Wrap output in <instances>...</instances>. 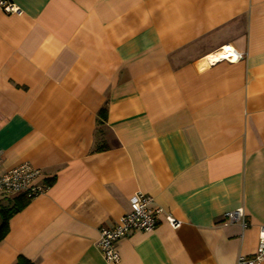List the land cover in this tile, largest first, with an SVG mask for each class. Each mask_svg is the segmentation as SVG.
Returning <instances> with one entry per match:
<instances>
[{
	"label": "crops",
	"instance_id": "crops-1",
	"mask_svg": "<svg viewBox=\"0 0 264 264\" xmlns=\"http://www.w3.org/2000/svg\"><path fill=\"white\" fill-rule=\"evenodd\" d=\"M13 1L21 14L0 8V162H30L47 189L9 219L0 264L252 256L264 226V0ZM226 46L244 57L211 58ZM137 191L181 224L160 214L107 262L99 230ZM237 208L246 228L224 223Z\"/></svg>",
	"mask_w": 264,
	"mask_h": 264
},
{
	"label": "built area",
	"instance_id": "built-area-1",
	"mask_svg": "<svg viewBox=\"0 0 264 264\" xmlns=\"http://www.w3.org/2000/svg\"><path fill=\"white\" fill-rule=\"evenodd\" d=\"M0 8L8 13L21 14L22 10L13 0H0ZM243 53L236 52L230 59H242ZM42 172L30 162H22L16 166L5 168L0 162V198L8 199L19 195H26L30 199L44 193L47 186L37 180ZM131 208L122 214L117 222L111 226H103L99 230L97 246L101 250L107 262H119L120 252L118 242L133 231H151L156 228L160 214H164L163 208L155 205L152 196L141 191L135 192L130 198ZM168 222L175 228L181 221L170 213H165ZM239 222L246 228L249 224L243 208H237L224 213V223ZM237 264H264V226L260 227L258 246L256 252L246 257L241 255Z\"/></svg>",
	"mask_w": 264,
	"mask_h": 264
},
{
	"label": "trees",
	"instance_id": "trees-1",
	"mask_svg": "<svg viewBox=\"0 0 264 264\" xmlns=\"http://www.w3.org/2000/svg\"><path fill=\"white\" fill-rule=\"evenodd\" d=\"M102 119H105L107 116L106 109L100 111ZM30 198L26 195L16 196L13 200V204L8 207L0 209L1 223H0V243L3 241L5 236L9 231V219L18 211L23 209L29 202ZM15 264H34L31 260L27 259L24 256H19Z\"/></svg>",
	"mask_w": 264,
	"mask_h": 264
},
{
	"label": "bare ground",
	"instance_id": "bare-ground-1",
	"mask_svg": "<svg viewBox=\"0 0 264 264\" xmlns=\"http://www.w3.org/2000/svg\"><path fill=\"white\" fill-rule=\"evenodd\" d=\"M234 53V49L231 46H226L224 50H222L219 53H215L211 55V58L217 59V58H227L232 56Z\"/></svg>",
	"mask_w": 264,
	"mask_h": 264
},
{
	"label": "rangeland",
	"instance_id": "rangeland-1",
	"mask_svg": "<svg viewBox=\"0 0 264 264\" xmlns=\"http://www.w3.org/2000/svg\"><path fill=\"white\" fill-rule=\"evenodd\" d=\"M0 223H1V215H0Z\"/></svg>",
	"mask_w": 264,
	"mask_h": 264
}]
</instances>
